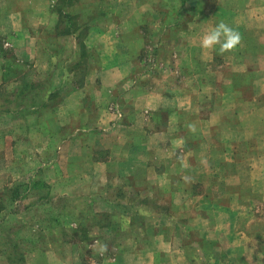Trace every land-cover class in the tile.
<instances>
[{
    "label": "crops",
    "instance_id": "crops-1",
    "mask_svg": "<svg viewBox=\"0 0 264 264\" xmlns=\"http://www.w3.org/2000/svg\"><path fill=\"white\" fill-rule=\"evenodd\" d=\"M205 1L175 0L172 26H149L168 0H0V193L20 192L6 196L0 211L22 219L25 203L35 217L39 230L26 244L40 238L43 245L25 254L40 253L47 264L69 247L82 254L92 237L117 239L114 260L132 254L133 264H158L156 256L169 252L156 241L190 237L188 222L201 215L206 232L221 225L233 238L248 236L236 225L264 202V132L254 125L240 136L239 105L255 113L264 68L227 74L234 85L227 90L214 64L232 55L254 65L264 58V49L250 58L240 53L264 47V0ZM186 9H193L188 21ZM222 16L244 33L240 44L223 55L198 47ZM245 76L249 93L226 101ZM220 214L227 218L217 222ZM147 238L156 240L149 251L139 245Z\"/></svg>",
    "mask_w": 264,
    "mask_h": 264
},
{
    "label": "rangeland",
    "instance_id": "rangeland-1",
    "mask_svg": "<svg viewBox=\"0 0 264 264\" xmlns=\"http://www.w3.org/2000/svg\"><path fill=\"white\" fill-rule=\"evenodd\" d=\"M151 2L152 0H146V3L149 4V6ZM205 4L211 5V1L206 0ZM176 5L177 3H175V0H168L166 7H163L164 10L159 7V9L156 10V16L149 15L151 20V24L149 26H158V24H161L162 26H172L171 23L174 22V18L176 15V12L174 11L176 9ZM192 15L193 9L190 10V13L187 11V9L184 12V16H187V21L188 19H192L194 17V15ZM222 17L220 19L227 24L233 22L234 19L232 16ZM135 18L137 19V16ZM75 22L76 20L73 21L71 20V18H69L67 25L71 24L72 26H70L73 27V24H75ZM197 24L198 26H203L206 24L205 19L201 15L197 21ZM247 24L249 23L247 22ZM250 27L254 28V26ZM258 29V34H261L264 38V26H258ZM238 32L240 33V35L244 34L240 30H238ZM248 33L249 35L247 37V40H253V33L251 31H249ZM167 38L171 39L172 37L171 35H168ZM169 41L168 45L166 46L170 45L171 42ZM263 49L264 47H248L247 49L244 48V50H241L240 53L243 54L244 57V53L246 52L249 55L248 58H250L256 56V52L261 54ZM153 51L154 48H149L150 53H153ZM243 51L245 52L243 53ZM230 58L232 61H234V58L236 57L234 55L228 56V63L214 64L215 70H220L221 74H226V77L220 83L221 89L226 88L227 90H229L232 89V86H234L232 77L227 76V74L231 72H240L246 70L251 71V67H255L256 69V65L258 68H264V58L255 65L254 63H250V60L245 63H243L244 60L242 62L234 61L230 63ZM159 70H161L159 66H155L153 72L156 73L159 72ZM261 76L262 77L257 80V87H259L258 89L260 91V94L257 96L258 100L255 102L256 104H253L252 108L255 113H250L252 111L250 109L252 105L246 103H242L241 105H239V110H241L240 115L245 125L243 128L244 130L240 136H246V134H249L252 131L250 128L254 125L259 131L264 132V75ZM246 77L248 76H245L242 80L240 89H238L239 92L229 93L230 95L226 97V101H239V99L242 98L243 94L245 95L249 93V89L251 88V81ZM216 117L217 113L212 115V120H217ZM258 138L260 139L259 142L261 146H263L264 133L261 134L259 132ZM228 180L229 183H234V178L229 177ZM39 193L42 194L43 192ZM19 194V191H1L0 205L5 203L6 196H15ZM230 196H227L226 199L223 200L229 201ZM253 207L254 208L249 210V212L246 209L247 212H244V214L240 215L241 218H238V225L236 226L239 227V224H241V226L243 225L242 227L247 233L245 231L244 232L248 235L242 237L241 239L233 238L232 236H230V233L228 231L219 232V230H224L221 225V229L211 228L212 231L209 230V232H206L208 224L200 222V220L202 219V215L200 214V212H198L199 214L196 215H201V217L197 219L195 218V222H188V227L190 228V237L187 236L186 232H183V235L182 237H180V239L179 237H174L171 240L167 237V239H163L162 241H156L154 238H147L146 240L142 239L139 245L142 248H147L149 251L150 248L154 247L156 241L158 246H160L164 250H168L169 254H159L158 256H156V263L158 264H219V262L223 259L225 261V264H264V228L263 221L261 219H258V217H264V202H259L256 206ZM8 209L9 206L7 207V210ZM19 209V213L20 216H22V219L15 216V220H11L10 218L5 217L4 213L6 212V209L0 211V218L3 217L1 229L7 233L6 236H0V264H46V261L44 260L45 257L40 253H36L34 256L31 255V253L25 254L26 252H28L29 248H31L32 245L38 247L42 246L43 241L40 238H35L34 241H36V243L26 244L27 238H30V240H32L31 237H28V234L32 232L31 229H39H37L38 225H34L35 222L32 221L35 217L31 213H27L25 203L20 204ZM183 210L184 209L180 207V210L177 211L183 214ZM48 211H50L51 213L53 212V210ZM223 218H227L226 215H218L217 222H219ZM11 230H14L16 232L19 231L18 238H16L15 236H11ZM173 230V227L171 228L167 225L166 229H164L167 234L172 233ZM33 232L37 234L36 231ZM249 232L252 234V236H250ZM175 234H178V232H176ZM205 236H208L207 239H205ZM121 238L122 236H119V242L120 240H125ZM115 241H117V239L110 241V239L99 238L98 242L92 237L84 239L82 254H78V252H72V247H69L66 251L67 255H60L57 252L52 253L50 257H52L53 260L50 262L48 261L47 264H76V262H79V264H133V260L131 259L132 254L118 256V261L114 260L115 255H113L112 253L114 250L117 251L116 247L114 246ZM17 243H19V246H17ZM103 246H106V251L101 252L100 249ZM12 249L13 253L11 254L9 251ZM17 249H19V251H17ZM22 249L24 252H22ZM261 250L263 254H258V252L261 253ZM183 251L185 252V254L183 253Z\"/></svg>",
    "mask_w": 264,
    "mask_h": 264
},
{
    "label": "clouds",
    "instance_id": "clouds-1",
    "mask_svg": "<svg viewBox=\"0 0 264 264\" xmlns=\"http://www.w3.org/2000/svg\"><path fill=\"white\" fill-rule=\"evenodd\" d=\"M240 42V33L221 20L202 33L197 46L203 50H215L218 47L219 54L223 55L231 53ZM100 251H106V246Z\"/></svg>",
    "mask_w": 264,
    "mask_h": 264
},
{
    "label": "trees",
    "instance_id": "trees-1",
    "mask_svg": "<svg viewBox=\"0 0 264 264\" xmlns=\"http://www.w3.org/2000/svg\"><path fill=\"white\" fill-rule=\"evenodd\" d=\"M185 1L186 0H180V4L183 5ZM177 14H180V5H178V4H177ZM10 65L8 66V69H12V67H10Z\"/></svg>",
    "mask_w": 264,
    "mask_h": 264
}]
</instances>
